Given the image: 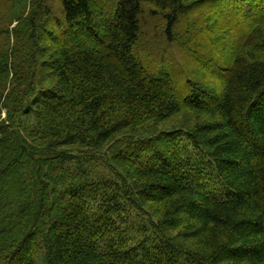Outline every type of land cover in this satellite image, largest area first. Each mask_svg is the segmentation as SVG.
Listing matches in <instances>:
<instances>
[{
  "label": "trees",
  "instance_id": "1",
  "mask_svg": "<svg viewBox=\"0 0 264 264\" xmlns=\"http://www.w3.org/2000/svg\"><path fill=\"white\" fill-rule=\"evenodd\" d=\"M0 8V264H264V0Z\"/></svg>",
  "mask_w": 264,
  "mask_h": 264
},
{
  "label": "rangeland",
  "instance_id": "2",
  "mask_svg": "<svg viewBox=\"0 0 264 264\" xmlns=\"http://www.w3.org/2000/svg\"><path fill=\"white\" fill-rule=\"evenodd\" d=\"M1 9L0 8V13H1ZM15 26V24L13 23L9 28H13ZM196 74L198 75H202V73L200 72H197L196 71ZM203 76V75H202ZM81 166H89V167H92V170H90L89 172L93 173V174H99L101 173L102 171L99 170V165L95 164V163H84L82 164ZM75 168L76 169H79V165L78 164H75ZM131 219L135 222V223H141L142 221V218L140 215H138L137 213H133V215L131 216ZM145 220V219H143Z\"/></svg>",
  "mask_w": 264,
  "mask_h": 264
}]
</instances>
